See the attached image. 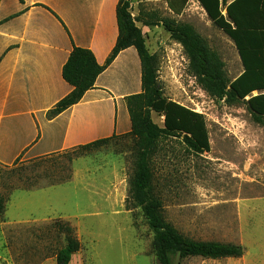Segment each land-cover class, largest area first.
Masks as SVG:
<instances>
[{
	"label": "rangeland",
	"instance_id": "1",
	"mask_svg": "<svg viewBox=\"0 0 264 264\" xmlns=\"http://www.w3.org/2000/svg\"><path fill=\"white\" fill-rule=\"evenodd\" d=\"M129 11L146 48L157 59L164 96L204 116L209 151L194 155L178 138H162L151 158L163 215L180 233L200 241L242 247L240 258H189L174 264H264V125L244 104L228 106L201 90L187 72L182 47L161 26L165 19L191 25L215 50L228 77L237 55L196 0L179 15L169 0H130ZM145 22L156 23L146 26ZM162 127L163 118L151 114ZM93 139L101 137L95 136ZM76 156L72 149L0 165V264H55L67 224L81 249L69 264H157L152 234L128 200L136 159L128 133ZM111 137V136H110Z\"/></svg>",
	"mask_w": 264,
	"mask_h": 264
},
{
	"label": "trees",
	"instance_id": "2",
	"mask_svg": "<svg viewBox=\"0 0 264 264\" xmlns=\"http://www.w3.org/2000/svg\"><path fill=\"white\" fill-rule=\"evenodd\" d=\"M188 0H169L168 8L179 15ZM212 24L234 44L243 72L231 81L218 53L189 24L165 19L161 26L178 43L187 60V72L210 98L232 106L244 104L252 120L264 125V0H196ZM130 0H119L116 6L117 39L104 65L96 62L89 49L73 47L62 67V79L72 91L46 112L52 120L73 105L93 88L97 77L117 55L134 48L140 61L141 92L126 98L130 120L129 135L134 141L136 155L129 180L128 200L139 208L152 234L151 251L157 264H174L175 260L200 258L221 260L240 258L239 245L215 241H200L180 233L163 215V203L155 194L151 158L162 138H178L188 152L200 155L209 151V137L204 116L164 96L158 81L157 59L146 48L140 28L134 24L129 11ZM225 11V14H223ZM146 26H155L145 22ZM253 92H258L253 96ZM248 97V99H246ZM163 118L162 127L155 124L151 114ZM101 138L71 148L81 156L106 145L112 138ZM17 160V159H16ZM4 199L0 197V213ZM65 232V244L55 255L56 264H68L71 256L81 249L67 224H56Z\"/></svg>",
	"mask_w": 264,
	"mask_h": 264
},
{
	"label": "crops",
	"instance_id": "3",
	"mask_svg": "<svg viewBox=\"0 0 264 264\" xmlns=\"http://www.w3.org/2000/svg\"><path fill=\"white\" fill-rule=\"evenodd\" d=\"M118 1L0 0V165L92 142L94 133H129L126 98L141 92L134 48L121 51L77 104L52 120L45 117L72 91L61 71L73 47L91 50L104 65L118 35ZM225 37L237 55L231 67L237 74L228 77L233 81L244 69Z\"/></svg>",
	"mask_w": 264,
	"mask_h": 264
},
{
	"label": "built area",
	"instance_id": "4",
	"mask_svg": "<svg viewBox=\"0 0 264 264\" xmlns=\"http://www.w3.org/2000/svg\"><path fill=\"white\" fill-rule=\"evenodd\" d=\"M194 79V78H193ZM190 109V108H189ZM190 110H192V111H194V112H197L196 110H194V109H190Z\"/></svg>",
	"mask_w": 264,
	"mask_h": 264
}]
</instances>
